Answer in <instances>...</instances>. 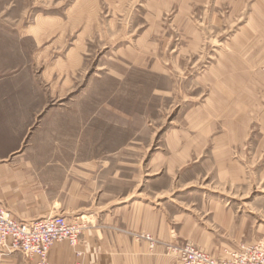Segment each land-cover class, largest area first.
<instances>
[{
    "label": "rangeland",
    "instance_id": "rangeland-1",
    "mask_svg": "<svg viewBox=\"0 0 264 264\" xmlns=\"http://www.w3.org/2000/svg\"><path fill=\"white\" fill-rule=\"evenodd\" d=\"M0 29L40 34L34 60L40 57L41 91L49 97L41 118L54 116L42 124L34 154L63 156L74 166L114 158L127 176L165 175L157 189L167 186L168 196L158 202L152 193L148 202L216 231L227 241L218 246L222 257L264 242V0H0ZM76 45L69 58L66 47ZM224 76L247 79L249 87L237 162L203 156L166 170L153 156L165 140L207 129L208 119L199 123L193 114L209 105L206 77ZM204 201L232 207L237 227L214 228ZM152 237L159 244L147 243L149 251L166 259L180 261L168 247L202 250Z\"/></svg>",
    "mask_w": 264,
    "mask_h": 264
},
{
    "label": "crops",
    "instance_id": "crops-1",
    "mask_svg": "<svg viewBox=\"0 0 264 264\" xmlns=\"http://www.w3.org/2000/svg\"><path fill=\"white\" fill-rule=\"evenodd\" d=\"M17 31L20 33L16 37L0 29V208L18 221L64 216L82 218L87 226L77 248L68 243L55 244L49 264H182L178 259L164 258L160 250L152 254L147 243L131 235L140 233L167 243L194 244L213 257H222L218 246L227 241L219 239L216 231L203 228L192 215L171 216L163 206L154 208L148 202L152 193L158 202L168 196L167 186L157 189L165 175L152 176L142 171L127 176L120 167H113L114 158L83 160L74 166L63 156L34 154L42 124L54 114L41 118L49 97L46 99L41 91L42 77L37 71L40 57L37 66L34 60L41 49L40 34L37 29ZM49 45V49H56L55 44ZM76 48L77 45L66 47L69 58L76 57ZM205 80L211 85L210 102L206 110L199 109L193 116L199 123L208 119L209 125L193 138L177 135L164 141L153 158L164 160L166 170L170 165L176 169L190 161L199 162L196 157L203 156L216 164L237 162H233L235 157L238 159L235 150L243 148L242 137L248 129V81L233 76ZM219 130L224 132L209 138ZM205 202L202 205L209 210L207 216L215 223L214 228L237 227L232 207ZM240 217L245 220L243 215ZM38 261L37 257L28 261L21 253H7L0 248V264Z\"/></svg>",
    "mask_w": 264,
    "mask_h": 264
},
{
    "label": "built area",
    "instance_id": "built-area-1",
    "mask_svg": "<svg viewBox=\"0 0 264 264\" xmlns=\"http://www.w3.org/2000/svg\"><path fill=\"white\" fill-rule=\"evenodd\" d=\"M86 228L82 218L51 216L25 222L16 220L8 210L0 208V248L7 253H21L28 261L37 257V264H49V254L57 243H68L77 248ZM131 235L137 241L150 244L152 249L159 244L148 234ZM168 248L182 264H264V242L243 244L225 257H213L192 245ZM77 256L80 258L82 254L79 252Z\"/></svg>",
    "mask_w": 264,
    "mask_h": 264
}]
</instances>
